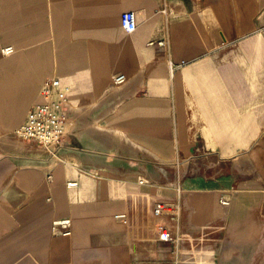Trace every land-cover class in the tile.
Segmentation results:
<instances>
[{
  "label": "crops",
  "instance_id": "1",
  "mask_svg": "<svg viewBox=\"0 0 264 264\" xmlns=\"http://www.w3.org/2000/svg\"><path fill=\"white\" fill-rule=\"evenodd\" d=\"M263 28L264 0H0V264H264ZM53 77L49 155L13 131Z\"/></svg>",
  "mask_w": 264,
  "mask_h": 264
},
{
  "label": "built area",
  "instance_id": "2",
  "mask_svg": "<svg viewBox=\"0 0 264 264\" xmlns=\"http://www.w3.org/2000/svg\"><path fill=\"white\" fill-rule=\"evenodd\" d=\"M120 25L127 33L134 32L137 28L135 12L133 10L123 11L120 15ZM262 31L264 33V28ZM154 43V41L150 42V44ZM156 43L161 47H168V42L165 40H159ZM11 52V46L2 49L4 55ZM111 80L114 85H120L125 82L126 76L123 73L114 74ZM39 95L40 99L28 110L24 122L14 129L13 136L21 140L32 141L49 155H56L59 149L63 147L68 132L69 88L64 86L57 77L48 78L43 82ZM47 178L51 179L50 173L47 174ZM140 182L144 183L145 181L140 179ZM76 185V181L67 183L68 187ZM221 202L228 203L225 199H221ZM153 213L157 218L166 217L177 221L179 206L177 203L157 201L154 204ZM116 217L122 220L126 219V215L123 213L116 215ZM157 231L159 241L174 244L178 242V238L173 236L172 229L167 224L158 223ZM51 232L54 235H71L72 220L70 218L54 220L51 224Z\"/></svg>",
  "mask_w": 264,
  "mask_h": 264
}]
</instances>
